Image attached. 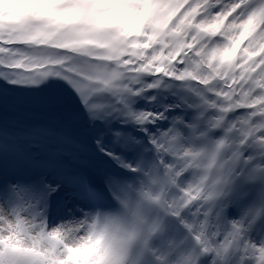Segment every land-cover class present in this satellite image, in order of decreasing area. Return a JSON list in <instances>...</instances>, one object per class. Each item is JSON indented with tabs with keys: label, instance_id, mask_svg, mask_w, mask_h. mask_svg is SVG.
I'll use <instances>...</instances> for the list:
<instances>
[{
	"label": "snow or ice",
	"instance_id": "obj_1",
	"mask_svg": "<svg viewBox=\"0 0 264 264\" xmlns=\"http://www.w3.org/2000/svg\"><path fill=\"white\" fill-rule=\"evenodd\" d=\"M24 9L0 25V105L23 92L63 119L10 143L0 128V264H63L30 232L136 191L156 202L145 264H264V0Z\"/></svg>",
	"mask_w": 264,
	"mask_h": 264
},
{
	"label": "clouds",
	"instance_id": "obj_2",
	"mask_svg": "<svg viewBox=\"0 0 264 264\" xmlns=\"http://www.w3.org/2000/svg\"><path fill=\"white\" fill-rule=\"evenodd\" d=\"M25 3L26 0H0V25L14 28ZM155 203V200L142 201L136 191L127 198H118L116 207L98 209L83 220L65 222L44 229L43 234L30 232V235L36 237L41 251L49 249V237L59 241L62 255L58 258L63 264L84 257L90 264H145L151 241L159 231L156 217L150 211ZM65 249H70L71 254ZM164 261L184 264V257L166 255Z\"/></svg>",
	"mask_w": 264,
	"mask_h": 264
},
{
	"label": "trees",
	"instance_id": "obj_3",
	"mask_svg": "<svg viewBox=\"0 0 264 264\" xmlns=\"http://www.w3.org/2000/svg\"><path fill=\"white\" fill-rule=\"evenodd\" d=\"M62 119V108L44 104L40 96L23 92H6L0 105V128L5 140H11V136L21 139L43 128H57Z\"/></svg>",
	"mask_w": 264,
	"mask_h": 264
},
{
	"label": "rangeland",
	"instance_id": "obj_4",
	"mask_svg": "<svg viewBox=\"0 0 264 264\" xmlns=\"http://www.w3.org/2000/svg\"><path fill=\"white\" fill-rule=\"evenodd\" d=\"M32 148H35V147H32ZM43 149H44V148H43ZM44 151H46V149H44ZM44 155H45V154H44ZM44 155H43V156H44Z\"/></svg>",
	"mask_w": 264,
	"mask_h": 264
}]
</instances>
